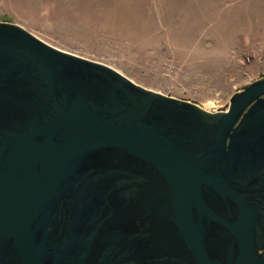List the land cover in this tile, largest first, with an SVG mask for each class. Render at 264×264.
Returning <instances> with one entry per match:
<instances>
[{
    "label": "water",
    "instance_id": "obj_1",
    "mask_svg": "<svg viewBox=\"0 0 264 264\" xmlns=\"http://www.w3.org/2000/svg\"><path fill=\"white\" fill-rule=\"evenodd\" d=\"M263 159L264 76L212 112L0 22V264H144L128 206L161 228L150 264H264L234 188Z\"/></svg>",
    "mask_w": 264,
    "mask_h": 264
},
{
    "label": "rangeland",
    "instance_id": "obj_2",
    "mask_svg": "<svg viewBox=\"0 0 264 264\" xmlns=\"http://www.w3.org/2000/svg\"><path fill=\"white\" fill-rule=\"evenodd\" d=\"M0 22L212 112L264 76V0H0Z\"/></svg>",
    "mask_w": 264,
    "mask_h": 264
},
{
    "label": "flooded vegetation",
    "instance_id": "obj_3",
    "mask_svg": "<svg viewBox=\"0 0 264 264\" xmlns=\"http://www.w3.org/2000/svg\"><path fill=\"white\" fill-rule=\"evenodd\" d=\"M254 164L260 165L258 167L260 171H252V175L249 178L251 184L247 183L249 179H244L240 182H235L234 184L239 183V185H235L234 188L238 192L237 194L244 200V205L249 206L253 212L254 217L251 219V222L254 223L255 229L253 239L254 246L260 255H264V159ZM258 175L260 176L257 177ZM223 199L227 200V198L218 195V197L214 199L215 201L212 200V202L218 208L217 211L221 213V215L228 216ZM228 202L233 203L230 200ZM233 204L232 213L236 216L238 214L236 210L237 204ZM128 210L130 212L129 215H133L132 220L128 219L126 223L118 224V228L124 229L128 234L123 246L129 248V251L134 253V256H137L139 262L150 264L163 253L158 246L155 245L156 243L154 244V240L152 239L153 236L161 232V228L153 224L149 225L148 219L141 216V211L139 212L138 208L128 206ZM133 210H136V212H133ZM143 215H145V213H143ZM162 221L163 220H160L159 222L162 223ZM225 237L226 236L222 233L220 234L222 240ZM221 239L218 238L219 244L221 243ZM189 261L193 264L192 258H189Z\"/></svg>",
    "mask_w": 264,
    "mask_h": 264
},
{
    "label": "bare ground",
    "instance_id": "obj_4",
    "mask_svg": "<svg viewBox=\"0 0 264 264\" xmlns=\"http://www.w3.org/2000/svg\"><path fill=\"white\" fill-rule=\"evenodd\" d=\"M208 104H209L210 106H211V105H213V103H212V102H209ZM209 105H208V106H209Z\"/></svg>",
    "mask_w": 264,
    "mask_h": 264
}]
</instances>
